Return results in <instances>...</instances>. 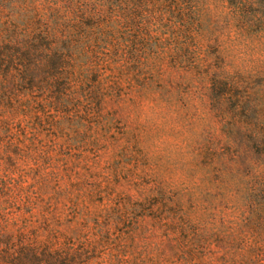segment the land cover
Instances as JSON below:
<instances>
[{"label":"trees","instance_id":"trees-1","mask_svg":"<svg viewBox=\"0 0 264 264\" xmlns=\"http://www.w3.org/2000/svg\"><path fill=\"white\" fill-rule=\"evenodd\" d=\"M45 3L46 21L32 15L21 26L0 11V264H90L98 233L77 208L66 213L77 187L73 168L52 165L43 148L71 146L85 123L89 130L97 124L92 119L113 84L131 87L168 58L183 60L200 35L186 15L187 0ZM141 77L142 85L152 78ZM241 114L243 125L248 116ZM240 151L229 146L227 155L236 160ZM251 192L252 217L244 224L257 238L252 252L264 254V183ZM203 241L192 229L179 248L169 244L173 264H191ZM115 257L118 264L150 259L121 241Z\"/></svg>","mask_w":264,"mask_h":264},{"label":"clouds","instance_id":"clouds-1","mask_svg":"<svg viewBox=\"0 0 264 264\" xmlns=\"http://www.w3.org/2000/svg\"><path fill=\"white\" fill-rule=\"evenodd\" d=\"M27 3L0 0V11L18 26L22 17L47 20L45 0ZM185 6L205 49L219 47L208 65L213 78L239 86L241 110L248 119L231 137L242 148L238 158L221 164L218 180L199 166L201 146L227 137L213 112L214 97L195 76L168 73L169 88L137 91L121 105L119 116L147 162L146 175L155 191L174 199L190 223L212 235L237 227L252 186L264 183V0H187ZM198 109L205 115L194 119Z\"/></svg>","mask_w":264,"mask_h":264},{"label":"rangeland","instance_id":"rangeland-1","mask_svg":"<svg viewBox=\"0 0 264 264\" xmlns=\"http://www.w3.org/2000/svg\"><path fill=\"white\" fill-rule=\"evenodd\" d=\"M220 40L223 41L224 37L221 36ZM194 43V52H187L183 60L168 58L151 74L143 71L140 77L152 76L145 85L139 82L142 77L138 81L134 79L131 87L124 81L120 87L113 84V90L108 91L103 99L99 116L92 119L97 124L89 130L85 123L81 137L72 141L71 146L43 148L48 152L52 165L73 168L70 173L77 187L72 189V202L67 204L66 213L77 208L89 230L98 233L97 251L90 264H118L115 247L119 241L124 244L132 242L141 257H150L147 264H152L151 260L173 264L175 255L169 244H177V247L179 241L184 244L185 236L190 235L192 229L202 234L204 241L203 248L195 249L196 257L191 264H264V254L257 250L252 252L258 242L254 232L244 224L245 218L252 217L246 212L247 208L242 221L232 230L203 234L194 226L195 221L189 222L174 199L155 191L146 175L147 162L119 116L121 105L137 91L169 88L168 73L192 75L202 80L203 91L214 97L213 112L227 140L201 146L199 166L214 172L218 180L221 164L229 161L228 147H238L231 137L235 134V127L242 125V110L236 108H241L243 101L237 90L239 86L233 87L219 78L214 79L213 69L208 67L219 47L205 49L201 35ZM204 115L205 111L198 109L194 119ZM74 202L77 204L75 207Z\"/></svg>","mask_w":264,"mask_h":264}]
</instances>
